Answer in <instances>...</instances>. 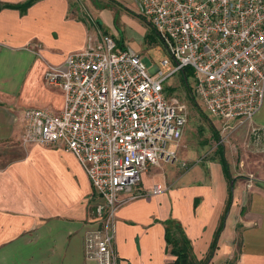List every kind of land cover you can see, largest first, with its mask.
Returning <instances> with one entry per match:
<instances>
[{"label":"crops","instance_id":"obj_1","mask_svg":"<svg viewBox=\"0 0 264 264\" xmlns=\"http://www.w3.org/2000/svg\"><path fill=\"white\" fill-rule=\"evenodd\" d=\"M27 1L0 0V264H90L84 244L87 233L98 227L90 210L91 199L98 196L70 153L22 144L19 110L62 111L63 93L47 84L46 70L98 35L85 18L111 17L107 5L97 8L91 0H36L23 13L7 7ZM116 1L138 7L135 0ZM251 127L262 131L264 142V96L247 130ZM242 153V171L254 175L247 180L264 184V152L256 158ZM208 169L205 176L200 166H192L170 184L163 169L142 173L140 188L146 195L127 202L115 215L117 264L173 263L176 258L166 252L165 242L164 222L169 219L182 226L196 260L205 259L229 186L219 159ZM154 186L164 192L150 194ZM232 186V203L208 264H264V190L246 189L237 181ZM184 200L187 210L181 208Z\"/></svg>","mask_w":264,"mask_h":264},{"label":"built area","instance_id":"obj_2","mask_svg":"<svg viewBox=\"0 0 264 264\" xmlns=\"http://www.w3.org/2000/svg\"><path fill=\"white\" fill-rule=\"evenodd\" d=\"M136 2L172 62L164 59L148 71L138 54L97 35L45 72L47 84L63 93L60 113L19 110L22 144L70 153L101 202L98 227L85 237L90 264H117V210L146 195L143 172L174 160L169 148L181 140L188 118L185 106L166 96L168 78L190 69L195 101L226 125L248 126L264 96V0ZM261 133L249 128L253 146L262 150ZM163 192L160 186L150 190Z\"/></svg>","mask_w":264,"mask_h":264},{"label":"rangeland","instance_id":"obj_3","mask_svg":"<svg viewBox=\"0 0 264 264\" xmlns=\"http://www.w3.org/2000/svg\"><path fill=\"white\" fill-rule=\"evenodd\" d=\"M91 1L96 3L94 4L93 2V5L97 8L107 5L109 9L107 12L110 13L109 16L111 17L95 18V20L85 18L95 30V34H98V36H110L115 40L119 48L130 49L138 54L141 63L148 71H154L155 68H159L160 62L164 59L172 62L163 41L150 26L148 20L142 17L138 18V7L135 3L132 7L126 6L127 8L130 7L132 9L131 11L129 8L126 9L121 3L119 4L116 0ZM139 12L141 14L140 10ZM81 13L83 16H87L85 10H82ZM101 26L105 31H102ZM152 75H155V73ZM182 79V72H178L167 79L164 87L165 94L168 98L175 99L185 106L188 118L181 140L174 145H170L169 150L174 154V160L162 162L163 165L160 164L161 166L158 165L153 168H148L146 174H149L155 169H163L162 173L166 176L168 184H170L173 178H179L190 167L197 165L202 168V171L205 173L204 175L208 176L210 175L208 168L211 169L213 162L219 159L217 150L220 146H223L225 155H227L232 166L231 174L234 178L233 183L235 184L236 181L239 184L243 183L246 189L251 185L264 190V184H257L255 181H250V184L249 180H247V178H253V173L247 175L246 171H242L243 150L249 153V157L252 158H256L257 155L263 154L264 152L253 146L247 125L243 124L239 126L235 122H230L226 125L220 120L207 115L196 101L195 103L198 107L189 99V97L193 96L188 92V88L190 90L194 88V80L192 77L190 76L187 80L188 88L183 84ZM184 152L188 154V159L183 157L185 156ZM2 153L0 151V155ZM63 161L70 164L68 158L64 157ZM54 182L55 179L51 183ZM142 190L144 193V189ZM93 201L94 199H91L90 210L97 220L96 208L101 202L99 199H96L95 202ZM184 203L185 200L181 208L187 210V204ZM240 228L241 226L238 229L240 230Z\"/></svg>","mask_w":264,"mask_h":264},{"label":"trees","instance_id":"obj_4","mask_svg":"<svg viewBox=\"0 0 264 264\" xmlns=\"http://www.w3.org/2000/svg\"><path fill=\"white\" fill-rule=\"evenodd\" d=\"M35 1L36 0H28L27 2H25L20 6H7V7L13 9H19L23 13ZM191 74H192L191 70L188 68L183 69L182 71V78H183L182 81L186 87L188 86L187 80L191 76ZM188 92L192 95L191 90L189 88H188ZM189 99L194 103L196 107H198L197 104L195 103L194 96L189 97ZM217 152L219 154V162L221 164L222 172L229 183L228 199L223 214L219 220L218 227L213 235V239L209 246L207 255L203 261H197L193 254L191 242L185 235L182 226L177 221L173 219H169L164 222V226H165L166 252L173 255L176 258L175 261L171 264H208L218 248L219 237L221 235V232L223 231L225 225V218L229 212V208L232 203L233 186L230 185V182H233V179L230 175L229 165L224 156L223 146H220Z\"/></svg>","mask_w":264,"mask_h":264},{"label":"water","instance_id":"obj_5","mask_svg":"<svg viewBox=\"0 0 264 264\" xmlns=\"http://www.w3.org/2000/svg\"><path fill=\"white\" fill-rule=\"evenodd\" d=\"M136 1V0H135ZM231 184V186H232V182L230 183Z\"/></svg>","mask_w":264,"mask_h":264}]
</instances>
